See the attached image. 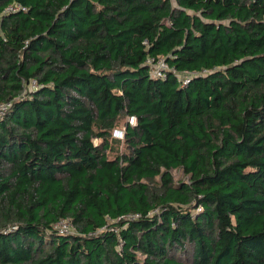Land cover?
I'll return each instance as SVG.
<instances>
[{"label": "trees", "instance_id": "obj_1", "mask_svg": "<svg viewBox=\"0 0 264 264\" xmlns=\"http://www.w3.org/2000/svg\"><path fill=\"white\" fill-rule=\"evenodd\" d=\"M1 107L0 264H264V0H0Z\"/></svg>", "mask_w": 264, "mask_h": 264}, {"label": "built area", "instance_id": "obj_2", "mask_svg": "<svg viewBox=\"0 0 264 264\" xmlns=\"http://www.w3.org/2000/svg\"><path fill=\"white\" fill-rule=\"evenodd\" d=\"M7 10L13 12V11L20 10V7L18 5H14L12 7H9ZM22 10H23V8H22ZM147 63H148V67L150 68V75L152 77H158V78L159 77H165V73L168 72L169 70H171V69H169L166 62L161 58H158L157 60L149 59L147 61ZM171 71H173V70H171ZM34 85H35V83H34ZM4 109H5V107L0 108V115H2V112ZM130 122H131V120H130ZM68 225L69 224L67 222H62V223L58 224L57 226H55V229H57L60 233H69ZM59 226H61V229L57 228Z\"/></svg>", "mask_w": 264, "mask_h": 264}, {"label": "rangeland", "instance_id": "obj_3", "mask_svg": "<svg viewBox=\"0 0 264 264\" xmlns=\"http://www.w3.org/2000/svg\"><path fill=\"white\" fill-rule=\"evenodd\" d=\"M33 85H34V83H31L29 85V87L34 88L36 86V84L34 86ZM123 124H124V121L121 122V124L117 127L118 128L117 131L123 130V128H124L123 127ZM114 138L120 140L121 139V136H115L114 135ZM172 176H173V179H174L175 182H187L188 181V177L184 175V173H183L182 170H174V171H172ZM68 227H69V233H73L74 232V229L71 228L69 225H68ZM57 228L61 229V226H59Z\"/></svg>", "mask_w": 264, "mask_h": 264}]
</instances>
